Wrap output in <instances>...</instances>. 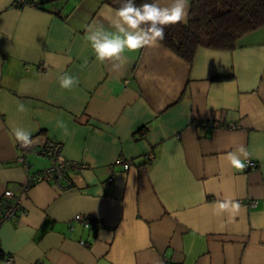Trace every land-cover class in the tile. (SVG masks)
Returning a JSON list of instances; mask_svg holds the SVG:
<instances>
[{
  "label": "crops",
  "instance_id": "obj_1",
  "mask_svg": "<svg viewBox=\"0 0 264 264\" xmlns=\"http://www.w3.org/2000/svg\"><path fill=\"white\" fill-rule=\"evenodd\" d=\"M23 1L0 0V249L10 264H264V26L232 49L199 47L190 63L160 42L101 63L86 34L93 23L111 30L108 0ZM63 73L78 84L61 88ZM14 127L87 164L68 173L71 188L39 181L23 192L27 172L50 160L29 149L25 171ZM241 144L254 168L225 158ZM6 189L23 194L22 211L1 220ZM225 196L256 206L229 222L211 208Z\"/></svg>",
  "mask_w": 264,
  "mask_h": 264
},
{
  "label": "clouds",
  "instance_id": "obj_2",
  "mask_svg": "<svg viewBox=\"0 0 264 264\" xmlns=\"http://www.w3.org/2000/svg\"><path fill=\"white\" fill-rule=\"evenodd\" d=\"M190 0H171L166 6H161L159 0L145 2L140 5L135 0H124L119 8L113 11L109 18L110 28L95 23L89 25L86 40L90 43L97 61H121L126 52H136L146 47H155L165 38V27L188 22ZM119 65L114 64V67ZM61 88L71 89L78 80L68 73L59 78ZM24 105L18 106V111H24ZM15 139L23 148H30L35 141L29 130L20 127L12 129ZM250 153L243 144L226 154L230 166L237 171H243ZM212 212L217 216H227L231 222L242 210V205L233 196L217 199L211 205Z\"/></svg>",
  "mask_w": 264,
  "mask_h": 264
},
{
  "label": "trees",
  "instance_id": "obj_3",
  "mask_svg": "<svg viewBox=\"0 0 264 264\" xmlns=\"http://www.w3.org/2000/svg\"><path fill=\"white\" fill-rule=\"evenodd\" d=\"M108 2L116 9L124 0ZM145 2L152 0H135ZM262 26L264 0H191L188 22L165 27L160 43L190 63L199 47L232 49L242 35Z\"/></svg>",
  "mask_w": 264,
  "mask_h": 264
},
{
  "label": "built area",
  "instance_id": "obj_4",
  "mask_svg": "<svg viewBox=\"0 0 264 264\" xmlns=\"http://www.w3.org/2000/svg\"><path fill=\"white\" fill-rule=\"evenodd\" d=\"M24 3L23 0H15V5L22 6ZM235 124H231V128H234ZM19 147L21 150V155L17 157V161L22 165L25 171H28V163L26 161V153L27 150L31 149L34 153L46 157L50 160V165L40 171L35 173H28L26 176L25 184L23 185V192L34 182L46 181L52 182L60 189H67L72 187L71 179L68 176V173L72 170L81 171L87 167V164L81 161L72 160L66 158L62 152L61 147L62 144L59 141L45 138L42 143L36 146H32L30 148H23L19 143ZM148 159H153V154L149 153L147 155ZM118 162H122L125 169L129 168V162L123 161L119 159ZM246 168H254L256 166V162L248 159L246 161ZM112 180V177L109 178V181ZM23 194L16 195L10 189H6L3 192V197L1 199V220H9L17 217L20 214L21 210V199ZM241 205H248L250 207L256 206L255 200H238ZM74 221L80 222L84 229L90 232H94L98 225L94 220H90L85 217L83 214H76L73 218ZM84 243V241H81ZM0 259L5 264H10L13 260L11 255L5 254L0 249ZM40 264V263H35Z\"/></svg>",
  "mask_w": 264,
  "mask_h": 264
}]
</instances>
